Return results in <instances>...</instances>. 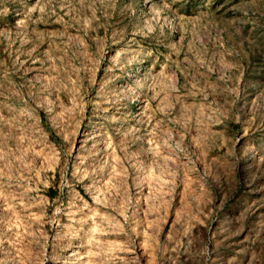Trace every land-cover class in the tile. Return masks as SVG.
I'll return each instance as SVG.
<instances>
[{
    "label": "rangeland",
    "instance_id": "1",
    "mask_svg": "<svg viewBox=\"0 0 264 264\" xmlns=\"http://www.w3.org/2000/svg\"><path fill=\"white\" fill-rule=\"evenodd\" d=\"M0 264H264V0H0Z\"/></svg>",
    "mask_w": 264,
    "mask_h": 264
}]
</instances>
